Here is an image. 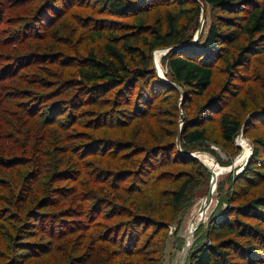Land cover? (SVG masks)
<instances>
[{
  "label": "trees",
  "instance_id": "16d2710c",
  "mask_svg": "<svg viewBox=\"0 0 264 264\" xmlns=\"http://www.w3.org/2000/svg\"><path fill=\"white\" fill-rule=\"evenodd\" d=\"M154 2L65 0L63 7L69 3L73 8L56 15L65 20L43 30L46 22L41 32L33 27L48 18L57 0L11 3L12 8L32 6L26 20L0 41V77L8 81L0 83V166H12L8 156L15 155L24 167L18 180L13 175L8 178L0 167V250L1 241L6 242L3 235L9 237V251L13 245L29 248L30 235L25 241L21 236L26 225L35 229L43 223L50 229L38 231L48 238L35 255L38 263L161 264L169 225L210 180L198 160L177 149L182 109L175 132L162 121L150 125L156 115L149 108L164 93L179 94L180 104L181 93L171 83L184 91L181 105L192 96L208 95L196 117L184 119V152L207 151L224 162L214 148L196 146L220 145L205 125L217 115L219 137L234 155L240 154L235 140L250 113L248 100L233 91L232 99L241 111L232 113L225 111L219 95L208 93L217 72L248 71L264 58V0ZM200 2L206 23L199 40L190 45L201 26ZM6 4L0 0V24ZM12 17L21 20L19 13ZM177 46L181 47L161 58L166 83L155 69L153 55ZM33 66L39 68L36 74H21ZM226 87L221 86V91ZM131 107L141 113L136 115ZM6 140L13 142L12 148ZM253 149L245 170L220 184V191L227 184V194L190 264H264V194L240 205L232 200V189L245 199L250 187L264 185L262 146ZM180 167L184 169L179 171ZM75 168L81 170L79 175ZM197 177L202 180L189 194ZM39 178L43 180L34 188L33 181ZM72 183L78 188L72 190ZM169 210L173 211L169 218L161 213ZM19 214L28 217L25 227ZM123 217L129 220L123 223ZM5 220L14 233L4 230ZM156 223L167 229L159 260L153 258L158 251L146 252L151 245L148 239L139 243L147 224Z\"/></svg>",
  "mask_w": 264,
  "mask_h": 264
},
{
  "label": "rangeland",
  "instance_id": "374dc122",
  "mask_svg": "<svg viewBox=\"0 0 264 264\" xmlns=\"http://www.w3.org/2000/svg\"><path fill=\"white\" fill-rule=\"evenodd\" d=\"M1 1H4L8 4H6L5 7H3L4 9H6V12L0 24V41L4 40L9 35V33L12 32V30H14L15 28H18L22 24L23 22L22 20H26V17L28 14L27 9L30 6H32V5L25 6V7L16 6L15 8H12L15 6V4H11V3L14 2L15 0H1ZM76 1L79 2V0H76ZM154 1H155L154 3H156L161 0H154ZM31 2L32 1H29L28 3H31ZM64 3H65V0H61V2H58L57 0V4H52L51 8L48 10V16H47L48 18H45L43 22H40L39 27L34 26L33 30L41 32L42 26L46 22H47L46 25L43 26V30H50L52 24H57L56 20L58 22L65 20V17L62 19H58V16L56 15H58L59 13L70 12L68 10L70 8H73V6L72 4L68 3L63 7ZM83 4H86V3H83ZM160 10L164 11L165 8H161ZM51 12L52 13L55 12V13L52 15ZM17 13L20 14V18H21V20L19 21L15 19L14 17H12ZM90 14H93L96 17L99 16V18L105 17L104 13L103 14L99 13V15L94 14V13H90ZM210 16H212V14H210ZM9 17L11 18L12 21H8ZM106 18L108 17L106 16ZM117 26L119 25H116V27ZM4 30L8 32H4ZM9 49H10V46L8 45V47H6L5 52H4L6 54L5 57L8 56ZM162 69L165 74L166 68L163 67ZM28 71L32 72L33 74H36L39 71V68L37 66H33V67H30L22 71L21 74L27 73ZM226 80H228L227 83H225ZM7 82L3 81V79L0 77L1 84L7 83ZM223 85L227 87L224 88L223 91H221V86ZM41 90L42 89H40V91ZM42 91L46 93L48 90L46 91L42 90ZM233 91H238L239 96H242L248 100V106H249L248 111L250 112L244 118L245 120L243 124L244 128L241 130L240 136H238V138H236L235 140V148L242 149V147L240 148L237 146L238 140L240 138H243L246 141V143L249 145L250 151H251V148L253 149L254 145H260L262 146V152L260 153V156L262 160H264V106L261 108V103H264V58L260 57V59L253 62V64L251 65V69L248 71L244 69L236 68L235 71L229 75L224 74L223 72L221 73L217 72L215 76V83L213 87L211 88V90H209L208 94L213 93V94L219 95L222 98V100L221 99L220 100L223 102L225 111L227 112L232 111V113H234L235 112L234 109H236L237 111H241V110L238 104H236L234 100L232 99ZM207 97L208 95L204 99H198L197 97L192 96L188 99L186 103L181 105L182 98H183L182 94H181V99H180V104H179L178 103V100L180 98L179 94L175 92L164 93L160 97V101H158L157 104H154L152 107L149 108L151 112L156 115V117L152 120V122H150L151 127L157 126L158 122L162 121V122H165V125L168 126L167 128L168 131L174 130L175 132L177 130V120H178L179 110L182 109V112L184 114V119L186 121L190 119H194L196 115L198 114L200 107L205 103V101L208 100ZM131 110L133 112H136L134 107H131ZM45 111L46 109H43L42 112H45ZM140 113L141 112H136L135 114L138 115ZM126 120H129V118H127ZM248 124H249V127L247 128ZM205 125L209 129L208 134L211 137V139L216 140L217 142L220 143V145L214 144L212 142H207V143H204L203 145L199 144L196 146L214 148L222 160L226 162H230V163L232 161L234 162L236 160L235 157L238 152L236 151V154L234 155V151L231 149H228V147L225 146V144L219 137V128L217 125V115H213L212 117H210L209 120L206 121ZM163 129L166 130L164 127ZM5 143L7 147L9 148L13 147V142L11 140L9 141L6 140ZM56 148L59 149V146L57 144H56ZM56 148H52L51 150L56 149ZM13 156L15 155L8 156V158L13 161L12 166H9V167L0 166V167L2 171H5L6 173H8V178H11L13 175V178L16 176L18 180L21 178L20 175L22 174L24 167H22V161L18 162L19 160L17 159V157H13ZM250 156H252L251 153L249 157ZM10 157H13V158H10ZM207 164L211 166L209 161H207ZM181 169H184V168L180 167L179 171ZM75 170L78 175L81 173V170H78L76 168ZM195 170L197 172L196 173L197 176H199L201 173L200 169L198 167H195ZM234 171L236 175H239V173L238 174L236 173L238 172L236 171V169ZM157 172H160V171H157ZM261 172L264 173V169H262ZM176 177H178V175H176ZM80 178L83 179V177H80ZM197 178H198L197 183L191 187L189 194H191V192H193L196 189L197 185H199V183L202 180L200 177H197ZM42 180H43L42 178H39L37 183L33 181L34 188H37V184L40 183ZM10 185L13 186L12 183H10ZM72 186H73L72 190L78 188V186L75 183H72ZM227 187H228L227 184L223 183L221 192L226 191ZM250 188H251V192L249 193V196L245 199L240 197L237 193L234 194V190L232 189V200L235 198V203L240 205L241 203L244 202V200H248L255 196L264 194L263 183H261L260 185L254 186V187H250ZM215 204L216 202H214V205H213L214 207H215ZM159 212L160 211H158V213ZM50 213L56 214L55 211H50ZM161 213L164 214L165 217L169 218L172 216L173 211L169 210L168 212H161ZM25 215H20V214L16 215V216H19V218H21L22 221L23 220L25 221L24 227L26 223L28 222V217H27V220H25L26 219ZM189 217L190 215H188V218L185 219L183 226H181L183 227V229L186 227V222L189 221ZM128 220L129 218H124L123 223L127 222ZM2 223H4V221ZM10 223L11 222L8 223V221L5 220L3 228L4 230L9 231L10 233H14L12 229V225L9 226ZM42 224L43 223H37L35 229L28 228L30 227L29 223L26 225L27 229H24V232L22 233L21 236L23 238V241H25L27 237L30 235V238L26 242L27 246H29V248L27 249H18L17 247L15 248L13 245L11 247V250L9 251V249L6 248L8 247L9 242H10L9 237L7 235H3L2 240H6V242L4 241L3 243L1 241V246H3L5 250L3 248H1L0 250V264H41V263H38V261L35 258V255L38 254V252H40L39 249L41 246L47 244L48 238H45L46 236H42L38 231L40 230L49 231L50 229V227L47 224H45L44 226H42ZM6 227H8V229H5ZM166 231L167 229L164 226H162L160 223L159 224L156 223L155 225L147 224V231L145 235H143L140 239L139 243L141 245H143L147 239L152 245V247H150L151 246L150 245L148 249L146 250L148 254H153V252L156 253L158 251V255L156 256L153 255V258L156 260L157 259L159 260L160 258L159 256L161 254V249H162L161 243L164 242ZM167 237H168V233H167ZM167 237H166V240H167ZM181 246H182V243H179V247Z\"/></svg>",
  "mask_w": 264,
  "mask_h": 264
},
{
  "label": "water",
  "instance_id": "95a60500",
  "mask_svg": "<svg viewBox=\"0 0 264 264\" xmlns=\"http://www.w3.org/2000/svg\"><path fill=\"white\" fill-rule=\"evenodd\" d=\"M200 6L202 8L201 26L190 45H194L199 40L206 23V13L204 4L200 2ZM185 46L186 45L182 47ZM179 47L181 46L168 49H160L156 51L153 55L155 69L159 77L166 83H169V81L166 79L163 71H161L160 65L157 60V52L160 53L161 59L163 55H166L172 49H176ZM171 84L179 90V92L184 98V91L182 90V88L178 87L175 83ZM183 123L184 115L182 114L180 118L179 132L176 140L177 149L183 156L198 160L207 169L208 173L210 174V180L207 187H205L203 191L192 200L191 204L179 214L178 218L172 224L169 225L168 237L165 241V248L161 264H190V257L195 251L198 242H200V240L205 236V233L209 228L211 219L214 217L215 212L219 207L220 199L227 194L226 191H220V184L224 182L227 177L234 174L235 169L236 171H238L236 172L237 174H241L245 170L251 157H248V160L246 161L243 167L235 168L236 160L234 162L232 161L231 163L226 161L221 162L217 156L207 151L200 150L185 153L182 148L181 132ZM253 152L254 151L251 148V155H253ZM242 153L243 150L241 149L240 154L235 158L237 159L238 157H240ZM207 156H210L214 160V165L216 168L208 166L206 164L205 161ZM222 168L229 170L228 172L223 173ZM214 202H216L215 207L213 206ZM188 215H190L189 221L186 222V227L183 229V227L181 226H183V223L185 222V219L188 218ZM179 243H182L181 247H179Z\"/></svg>",
  "mask_w": 264,
  "mask_h": 264
},
{
  "label": "bare ground",
  "instance_id": "6f19581e",
  "mask_svg": "<svg viewBox=\"0 0 264 264\" xmlns=\"http://www.w3.org/2000/svg\"><path fill=\"white\" fill-rule=\"evenodd\" d=\"M157 60H158V63H159V65H160V68L162 67V63H161V59H160V53L159 52H157ZM164 56V55H163ZM162 56V57H163ZM163 68V67H162ZM161 68V71H163V69ZM163 73H164V71H163ZM238 147H242V149L244 150V152L241 154V156L240 157H238L237 159H236V161H235V168H241V167H243L244 165H245V163H246V161L248 160V157H249V155H250V153H251V151H250V148H249V145L246 143V141L243 139V138H240L239 140H238V145H237ZM207 161H209L210 162V165L212 166V167H214V168H216L215 167V165H214V160L210 157V156H207L206 157V164H207ZM208 165V164H207ZM209 166V165H208ZM228 170L229 169H225V168H222V171H223V173H226V172H228Z\"/></svg>",
  "mask_w": 264,
  "mask_h": 264
}]
</instances>
